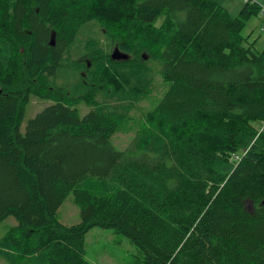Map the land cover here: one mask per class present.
I'll return each mask as SVG.
<instances>
[{
    "label": "trees",
    "instance_id": "trees-1",
    "mask_svg": "<svg viewBox=\"0 0 264 264\" xmlns=\"http://www.w3.org/2000/svg\"><path fill=\"white\" fill-rule=\"evenodd\" d=\"M259 12L0 0V222H17L0 258L92 264L85 237L100 228L129 238L143 264H264V48L241 33ZM113 46L127 58L112 59ZM88 60L115 87L92 92L82 113L66 97L78 83L68 69ZM32 99L51 104L22 132ZM117 134L131 135L124 150ZM69 195L71 226L57 219Z\"/></svg>",
    "mask_w": 264,
    "mask_h": 264
},
{
    "label": "rangeland",
    "instance_id": "rangeland-1",
    "mask_svg": "<svg viewBox=\"0 0 264 264\" xmlns=\"http://www.w3.org/2000/svg\"><path fill=\"white\" fill-rule=\"evenodd\" d=\"M217 4L225 8L230 16H236L239 14L240 10L244 7V0H214ZM255 3L249 2V5L257 6L259 9L258 14L251 15L241 31L242 36L247 39L248 44H254V51L260 52L264 48V12H261V7L264 6V0H253ZM160 22V21H159ZM112 51H117L119 54H128L119 50L118 47L113 46ZM77 54V53H76ZM75 54V56H76ZM145 60H148L149 55L145 52ZM92 61L87 62V68H76L70 67L68 69L69 73L77 72L78 83L76 86L69 87L66 92V97L73 99V102L78 103L77 107L80 112L86 110V105L90 102V95L92 92L102 89L106 91H113L115 85L114 82L100 77L98 74V69L91 68ZM155 68H159L157 64ZM88 69H91V73ZM93 76V77H92ZM97 77V78H96ZM96 79L98 81H96ZM101 82V83H100ZM113 82V83H112ZM101 85V86H100ZM107 87V88H106ZM148 101L145 100L143 105H148ZM51 102L46 100L32 99L24 113V119L21 125V131L25 129V125L28 120L35 117L38 112L44 109L46 106L50 105ZM263 126V125H262ZM258 133L260 135L261 125L258 127ZM131 135L129 134H117L111 139V144L116 150H124L128 146ZM255 137V138H256ZM258 138V137H257ZM256 140V139H255ZM254 140V142H255ZM247 151V149L245 150ZM57 219L65 225H73L80 220V210L79 207L73 203L72 196L69 195L66 200L60 205L57 211ZM12 217H9L0 222V238L5 235L9 229L16 225V221ZM89 232L85 237V250L86 259L92 264H143L141 262V252L140 250L131 242V240L121 234H116L110 229H100L92 228L88 230ZM0 264H7L5 260L0 258Z\"/></svg>",
    "mask_w": 264,
    "mask_h": 264
},
{
    "label": "water",
    "instance_id": "water-1",
    "mask_svg": "<svg viewBox=\"0 0 264 264\" xmlns=\"http://www.w3.org/2000/svg\"><path fill=\"white\" fill-rule=\"evenodd\" d=\"M111 58L112 59H126L127 56L124 54H119L117 51H114L112 52Z\"/></svg>",
    "mask_w": 264,
    "mask_h": 264
},
{
    "label": "built area",
    "instance_id": "built-area-1",
    "mask_svg": "<svg viewBox=\"0 0 264 264\" xmlns=\"http://www.w3.org/2000/svg\"><path fill=\"white\" fill-rule=\"evenodd\" d=\"M252 2L253 4L255 3L253 0H244V3H249ZM261 12H264V6L261 7ZM264 131V124L262 126V128L260 129V132Z\"/></svg>",
    "mask_w": 264,
    "mask_h": 264
}]
</instances>
